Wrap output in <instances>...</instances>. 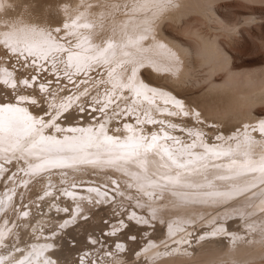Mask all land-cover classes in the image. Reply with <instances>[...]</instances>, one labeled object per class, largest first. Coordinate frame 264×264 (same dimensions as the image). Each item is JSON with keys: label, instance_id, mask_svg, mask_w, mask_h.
I'll use <instances>...</instances> for the list:
<instances>
[{"label": "rangeland", "instance_id": "obj_1", "mask_svg": "<svg viewBox=\"0 0 264 264\" xmlns=\"http://www.w3.org/2000/svg\"><path fill=\"white\" fill-rule=\"evenodd\" d=\"M192 1L197 4V10L204 2L211 1L218 16L224 18V21L211 20L208 23L205 16L196 13V10L192 11L185 21L167 22L165 28L172 38L168 42L178 49H180L178 44L183 46L184 59L187 58L185 60L191 68V73L182 79L168 69L167 61L171 58L164 50L154 51V46L147 45L144 41L137 44L134 33L119 39L120 32L116 30L113 34L116 27L107 20L93 29L76 35L73 34L76 33L74 31H65L64 24L67 20L62 21L61 16L59 19L54 18L53 14L52 19H47L50 21L48 31H37L33 41L7 43L0 41V102L13 101L14 105L26 109L37 121L41 120L42 116L36 118L35 113H31V108L48 118L54 110L57 112V107L63 105L66 109L56 122L72 120L78 124H86L96 117L102 121L101 112L107 109L111 114L123 107V102L127 100L133 102L137 94L135 86L144 84L146 87L141 90L144 94L159 90L169 100L182 102L183 109L186 106L185 109L187 112L190 111L188 112L190 116L173 117L172 114L171 118H168L164 114L165 111L164 113L162 111L164 122L161 123L164 126L153 128L152 123H138V118L126 112L123 107V111L118 114L126 115L123 119H117V124L122 126L124 131H129L125 126L126 121L123 120L130 116L134 121H130L127 126H141L152 131H163L164 127H168L172 133H179L181 137L187 136L189 145L194 141L196 143L195 148H186L183 152L174 153L175 164L171 163L167 156L157 158L150 155L151 153L146 158L138 159L133 156L131 159L109 163L117 156H128L132 148L126 150L127 147L113 145L115 149L109 150L111 152L118 150L117 153L101 152L91 155L90 152L97 146L94 144L89 151L78 153L84 146L79 145L77 141L70 144L75 148L74 154L63 148L59 154L51 156L61 158L75 155L96 160L97 163H88L95 165L92 172L86 175L77 173L81 178L87 176L88 181L75 179V168L85 166L86 163L64 160L53 166L46 163L48 160L43 158L45 161L37 160L42 162L39 169L37 162L27 164L28 159H33L31 156L18 158L19 154L24 153L17 154L1 148L0 156L14 154L12 157L17 156V161H20L18 165L27 164L38 171L31 173L33 179L24 183L22 188H27L33 180L35 185L39 184L40 178H47L44 183L48 185L35 190V193L30 192V189H24L25 192L16 196L13 204L5 208L4 213L0 215V224L3 221L0 225L3 228H0V250H13L18 247L16 244L21 245V241L27 246L28 240L32 237L36 236L35 238L39 240L47 236L51 241L57 244L59 242L54 250H51L54 254L59 255L62 248L67 251L68 248L72 249L74 264H84L87 260L88 264H264V171L260 170L264 166L262 159L264 134L253 131L259 129L260 121L264 120V100L257 103L249 101L252 96L260 97L264 92V0ZM90 3V6L81 9L82 12L92 10L95 14L101 13L111 8L112 1L96 0ZM68 9L73 10V7ZM124 9V7L121 9L124 17L130 16L131 9L127 11ZM76 12L69 15L72 17L70 20L74 19V24L87 14L86 11ZM254 17L258 20L252 21ZM104 30L106 34L103 33ZM25 31H27L25 34L33 33V29ZM184 32H189V36ZM49 34L55 37L50 38ZM4 39L0 36V40ZM9 45L18 48L19 51H11ZM109 45L112 47L109 48ZM29 49L32 55H29ZM69 56H72L71 61ZM133 69L136 71L135 76L132 75ZM4 80H8L9 83L15 81L17 87L11 88L3 83ZM23 80H28L27 86L22 83ZM41 85L44 86L43 89ZM147 89L150 91H146ZM141 94L140 92L137 95ZM158 94L157 92V96ZM21 96L26 97L29 104L20 103ZM206 97L212 99L208 101L214 104V112L198 121L195 117V106L198 102L201 104ZM33 100L36 101L35 104L31 103ZM106 104L109 105L107 109ZM167 106L175 112L181 111L174 104L170 103ZM75 109L77 114L73 112ZM202 111L198 109L199 113ZM51 120L48 119L50 122ZM179 120L183 124L191 123V127L186 129L182 124H171L172 121ZM44 121L46 123V120ZM198 123L204 126L194 125ZM58 125L60 131L69 127L61 123ZM92 125L98 127L97 131H100L99 124L86 126ZM34 127L35 130L29 136L35 135V131L40 128L39 123ZM53 128L46 127L42 132ZM250 131L253 136L246 133ZM196 134H199V142L196 141ZM167 140L171 148L178 150L179 144L171 141L172 139ZM200 140H205L207 144H202ZM162 145L158 143L161 148ZM206 148L212 150L207 155ZM245 151L249 153L247 156L244 154ZM216 152L228 155L217 156L214 154ZM253 152L258 157H254ZM118 153L122 155H116ZM239 154L245 159L249 158L250 164H244L241 159H239L241 162H235L233 156ZM164 159L175 166L172 169L176 173L161 170L154 165L155 160ZM2 161L4 162V159ZM10 161L5 165H12ZM180 164L185 167H177ZM11 168H14L12 172H17V175L21 172L25 174L20 166ZM67 168H71V171L66 170ZM243 168H254L255 171H248L249 175ZM6 169L1 166L0 171ZM61 172L71 175L70 178H66L67 185L64 182V185L48 183V179ZM1 175L0 180L5 177ZM189 181H203L204 185L198 188ZM5 182L7 186L9 180ZM86 182H92L90 186L98 189L94 191L97 195L95 198L87 194L82 195L79 191L87 187ZM236 185L239 186L234 187ZM64 198L69 200L74 208L63 203L61 207H65L62 210L53 209L46 220L36 219L34 224L25 222L37 217L38 212L41 213L38 210L46 206L45 204L48 203V206L54 200L61 201ZM181 198L188 200L189 207L180 205ZM221 198L225 202H218ZM83 202L91 204L92 209H76L78 203ZM230 204L242 207L243 213L226 209ZM210 207L212 211L209 214L207 209ZM218 207L219 211L216 210ZM178 211L181 215L177 214ZM24 212L30 214L32 218L30 215L26 217ZM225 213L231 216L223 220L222 216ZM33 225L39 229L36 230V234L33 230L34 234L31 235ZM22 235H25V238ZM0 256L6 262L11 261V251ZM51 257L52 260H57V257ZM103 257L113 258L114 261ZM21 259L23 257L19 260ZM17 262L18 260H15L13 263ZM60 264H65V259H61Z\"/></svg>", "mask_w": 264, "mask_h": 264}, {"label": "bare ground", "instance_id": "obj_2", "mask_svg": "<svg viewBox=\"0 0 264 264\" xmlns=\"http://www.w3.org/2000/svg\"><path fill=\"white\" fill-rule=\"evenodd\" d=\"M95 1L96 0H56V1H54V0H0V36H3V38H5L4 40H0V41L5 42L6 39H7V42L20 41V40L33 41L34 35L37 31H39V30L44 31V32L48 31V28L50 27L48 24L50 23V21H48L47 19L48 18L52 19L53 14H54V16H53L54 18L59 19V16H61L60 19L62 21L67 20V22H65V24H64L66 26L65 31L66 32L70 31V30L74 31L76 33H73V34H76V35H79L83 31L93 29V28L103 24L107 20L108 22L109 21L112 22L114 24V26L116 27L115 30L113 31V34L116 30H118L120 32L118 34L119 39H121L124 36H127L130 33H134L136 38H137L136 39L137 44L144 41V43L147 45H153L155 48L154 51L164 50L166 52L167 56L171 58L170 60L167 61L168 69L172 73H174V74L176 73V75L178 74L177 76L180 77V79L184 78L186 76V74L191 73L190 72L191 68L189 67L187 60H185L187 58L184 59V53L185 52H184L183 46L181 44H178V46L181 49L180 50L177 47L172 46L168 42L172 38L167 33V29L165 27L167 25V22L179 23V22L185 21L186 18L189 16V14L192 11L197 10V4L196 3H194L192 0H111L112 1V4L110 5L111 8H109V9L107 8L101 13L95 14L92 12V10L88 11V12H87V10H84L87 12V14H85L84 16H82V14H81V16L83 18L81 21L74 24L75 23L73 21L74 19L70 20V18H72L71 16L69 17L70 14H73V13L75 14V12L77 10H78V12H82L81 9H84L87 6H90L91 5L90 2L94 3ZM47 7H49V8L54 7V9H49ZM71 7H73V10L68 9ZM123 7L125 8L124 9L125 11H127L128 9H131L130 16L124 17V15L121 12V9ZM84 11L82 13H84ZM196 13L204 15L206 18V21L208 23H210L211 20H217L219 22L224 21V18H220L218 16V12H217L216 8L213 6L211 1H210V3L204 2V4L200 7L199 10L196 11ZM77 15L79 16L78 13H77ZM106 17H107V19H105ZM255 20H258V18L254 17L252 19V21H255ZM30 26H33V27H30ZM119 28H122V30H120ZM29 29H33V33L30 35L25 34L27 32L25 30H29ZM21 31H23V32L19 33ZM179 31H180V29H179ZM103 33L106 34V30H104ZM184 33H185V35L187 34V36H189V32H184ZM50 35H52V34H49V36ZM49 36L47 38H49ZM54 37H55V35L50 36V38H54ZM187 49L188 48H186V50ZM155 57H157V55ZM173 58H175V60H173ZM135 74H136V71H135ZM221 86L223 87L224 85H221ZM153 88H154V86H153ZM146 91H150V90L147 89ZM153 91L156 93L157 92L160 93L159 90H153ZM153 91L147 92L144 94V92H142L140 90L139 93L141 92L142 94L140 96L136 94V99H134L133 102H131V101L128 102V100L125 101L126 103L123 101L122 102L124 103V106H123L124 110L126 112L128 111L129 114L131 113V115L133 117L138 118L137 121L148 122L149 120H152V121H155L154 123H152L153 124L152 127L158 128V127L164 126V124L161 123V122H164L163 121L164 118L161 114L162 111H163V113L165 111L164 114L168 118H171L170 116L175 111L170 109L171 107H169L167 105H166L167 107L164 106L162 99L160 101L161 96L159 94L158 95L160 96V98L157 95L153 96ZM125 95H126V93H125ZM144 95L147 96L148 99L143 98ZM150 96H152V98ZM203 96L205 97V95H203ZM149 98H151V99H149ZM208 100L211 101L212 99L206 97V98H204V100L202 101L201 104H199V102H198V105L195 106L196 107L195 115L199 114L198 117H197V115L195 116L198 121L200 119H202V117H208L207 114H212L214 112V108H213L214 104H210V102ZM263 100H264V92L262 93V96H260V97L259 96H252L251 100H249V101H250V103H257V102H260ZM12 102L1 101L0 106H7L10 104L14 105V102L13 103ZM20 103L29 104L28 102H20ZM107 104H106L105 109H107V107H109V105H107ZM14 106H16V105H14ZM69 106H68V108H69ZM16 107H19V106H16ZM123 107H121L119 110H115V112L113 111V113H111V114H110L109 110L107 109V110H105V112H101L102 113L101 115H103L102 121H101V118L96 117V118H94L93 121L89 120L90 121L89 123H86V124L80 123L82 126L78 123L73 122L72 120H68L64 123L59 122V121H58L59 123L56 122V119H58L60 117L61 113L66 109V107H62V110H60L59 112H56V113L54 110L52 112V115H51V117H52L51 122L48 121V118L39 114V112L37 110H34L31 108V111H32L31 113H35L36 118H39V116H42V118H40V119L46 120V124L51 125L54 123L56 125V127L48 130L47 132H42V130L44 128H46L47 126L43 127V128L40 127L35 131L36 133L34 136H29V134L32 133V131H28L25 127L18 128L13 133H9V132L5 131L3 127H0V149L2 148L5 150H10L13 153L15 152L17 154L18 153H24V154H19L18 158L19 157L20 158H26L27 156H31L33 159H28L27 164L36 163L37 160H40L43 158H46V160H48V161L49 160H57L59 158H56V157L51 158V156L55 155V154H59L61 152V150L63 151V148H65L70 154H74L75 148L72 147L70 144L51 145L47 139L41 140V137L51 138V139L60 140V141H64L65 138H68V140L72 141L73 138H76L75 142L77 141V143L79 145L84 146L83 150L79 151L78 153L84 152V151H89L92 148V146H94L95 143H89V141L87 140V131L86 130L92 129L94 132H98L97 131L98 127H95V125L86 126V125H90V124L103 125V134H106L108 136L118 137L121 141H123L125 143L128 142L129 137L136 138V137H139L141 135H144V136H148L150 138L153 133H156L162 137L165 132H167V133L170 132L168 134L169 136H173V135L176 136L175 140H171V141H179L180 142L179 146L177 147L178 150L171 148L170 142L167 139H160V140H158L157 143H159V144L162 143L163 144L162 147L170 148V150L172 151L173 154L174 153L177 154L178 152H183L187 148L186 146L189 145V140L186 139L187 136L181 137L179 135V133H172L170 131L171 129L169 130L168 127H164L162 129L163 131H152V130L147 129L145 127L132 126L131 127L132 131H124L123 127L119 126L116 122L117 119H123V117H125V115H126V113H123V115L118 114L119 112L123 111ZM20 108H23V107H20ZM165 108L169 109V110H164ZM185 108H186V106H185ZM185 108L183 109V111L187 110ZM198 109L203 110L202 113H199ZM75 111H76V109L73 112L75 113ZM172 111H174V112H172ZM42 112H44V111H42ZM86 112H88V110ZM188 112H190V111H188ZM204 112H206V113H204ZM175 113H177V111ZM75 114H77V113H75ZM172 116L174 117V115H172ZM176 116L179 117V115H176ZM183 118L185 119V117H183ZM160 119H162V121ZM175 119H176V117H175ZM190 119H189V121H190ZM241 120L246 121L248 119H241ZM125 121H126L125 126H127L130 123V121H134V120L129 116L123 120V122H125ZM60 123H61V125L65 124L64 126L69 125L67 130H65L64 128L61 131L58 130V129H60L59 125H58ZM194 123H195V121H194ZM171 124H182L185 126L186 129H187V127H191V123L189 124V122H188L186 124H183V123H180V120H179V122H173L172 121ZM70 125H72V126H70ZM194 125H196L198 127L204 126V124H202V123H198V124H194ZM49 128H51V127H49ZM71 129H83V130H85V132L84 133H81L80 131L72 132ZM185 132H187V130ZM246 133H248L252 136L254 135L252 133V131L246 132ZM84 136H86V137L83 140H80ZM99 138L102 139L103 135L101 134ZM198 138L199 137L197 135L196 136L197 142H199ZM204 141L200 140V142L202 144H207V142H204ZM75 142H73V143H75ZM109 149H115V148L113 146H108L107 148L104 146H100V147H97L96 149L92 150L90 152V154L96 155V154H99L101 152H110L108 154H112V153L118 152V150L111 152ZM125 149L129 150V147H127ZM181 154H183V153H181ZM116 155H122V154L118 153ZM150 155L155 156L157 158L166 157V155H163V153H161L160 155H157V154H155V152H152ZM253 155H254V157H258L255 152H253ZM12 156H8V154H6L5 156H0V168H1V166L2 167L4 166L7 168L6 170L0 171V175L3 174L5 176L3 179L0 180V182L2 183L0 185V215L2 213H4L5 208H7L11 204H13V202L16 200V196L20 195L23 191L25 192V190L30 189L29 190L30 192H34L35 190H37L39 188H45L48 185V184L45 185L46 183H44V181H46L47 178L46 179L40 178L41 181L39 184L35 185L34 180H33V182L31 184H29L27 188H22V185L24 183H27V181L29 179H31V180L33 179L31 173H37L38 171L36 172L35 168L28 167V165L25 163H24L25 166L18 165V163L20 161H17V159H18L17 156H16V158H14ZM111 156H115V155H111ZM233 157L235 158V162H241L239 159L243 160L244 164H250V162H251V160H248L249 158L245 159L242 154H239V155H236ZM2 159H4V162L2 161ZM138 159H140V158H138ZM10 160H13L14 162H11ZM176 160H179L181 162L185 161L184 159H176ZM9 161L13 164L12 165L11 164L5 165V163H8ZM43 161H45V159H43ZM37 163H38L37 165L42 164V162H37ZM171 163H172V161H171ZM171 163L165 159L163 161H161V160H158V161L155 160L154 161V165L157 168H159L161 170H165L167 172H171V173H172V171H174L173 173H176L175 170L172 169L175 166H172ZM14 166H20V168L23 169V171H24L23 173H25V174H22V172L19 175H17V172L13 173L12 171L14 168L12 169L11 167H14ZM93 167H95L94 164L88 165V163H86L85 166L79 167L77 169L75 168V171H76L75 172V174H76L75 179L80 180V181H86L88 179L87 176H84L81 178L80 175L77 173H81V174L86 175L89 172L93 171ZM10 169H12V170H10ZM176 169H178V168H176ZM249 169H251V168H243V170H246L247 174L250 175V173L248 172V171H250ZM66 170L71 171V168L70 169L67 168ZM178 170H181V169H178ZM65 173L66 172H61V173L57 174L55 177L51 176L52 178L48 179V183H50V184L52 183V185H55V184L60 185V184H63V182H64L67 185V182H65L66 178H68V177L70 178L71 175L67 174V173L65 174ZM183 173L184 172H182L181 174H183ZM96 175H98V172H96ZM171 177L175 178L173 176H171ZM75 179H74V181H75ZM96 179H98V178H96ZM6 180H9L7 186L5 185ZM35 180H36V178H35ZM175 180H177V178H175ZM179 181H183V180H179ZM184 182H187V181H184ZM91 183L92 182H86L87 187L85 186V189H82V191H81V189H79V191L82 192V195L87 194L88 196H94L93 198H95L97 195H95L94 190L98 191V189L95 187H91L90 186ZM189 183H191L195 187L200 188L199 186H201L204 182L203 181H201V182L189 181ZM242 184H246V183H242ZM239 185H241V184H239ZM239 185H236L234 187H238ZM89 187H91V188H89ZM90 189H93V190L87 191ZM75 191L76 190H74V192ZM31 195H32V193H31ZM187 202H188V200H184L183 198H181L180 205L189 207ZM218 202L223 203V202H225V200L223 198H221L218 200ZM40 203L42 204V201L39 202V204ZM63 203H66V205H68V207L74 208L73 205L71 204V202L69 200H67L66 198L61 199V201H55L54 200L53 202H51L52 205L50 204L47 206L48 203L47 204L44 203L46 206H44L42 209L40 208V210H38L41 213L38 212L39 215L37 217L33 218L32 220H26L25 219L26 220L25 222L34 224V221L36 219L46 220L45 218L49 217L48 214L51 213V211L53 209L59 208L60 210H62L65 207L64 205H63L64 207H61ZM83 203H82L83 205L81 203L80 204L78 203V207L76 206V209H78V210H81V209L83 210L86 208H87V210L92 209L90 207L91 204H89L87 202H83ZM39 204H37V205H39ZM41 204H40V206H41ZM95 205H97V204H95ZM208 206H211V205H208ZM212 206H214V205H212ZM12 207L13 206H11V208ZM220 208H221V206H220ZM220 208L218 207V208H216V210L219 211ZM210 209H212V207L207 209V213H209V214L212 211V210L210 211ZM213 209H215V208H213ZM226 209H230L233 212H237L239 214L243 213V211L241 210L242 207L239 208L238 205H234V204H230L229 207ZM221 210L224 211L225 209L224 210L221 209ZM12 212H14V211H12ZM21 212H22V210H21ZM24 213H27V212H24ZM56 213H58V212H56ZM61 213H62V211H61ZM177 214L181 215V213L179 211L177 212ZM19 215H21V214H19ZM29 215L27 213L26 217H28ZM133 215H134V212H133ZM32 216H33V213H32ZM230 216L231 215L229 213H225V214H223L222 219L225 220ZM29 217H31V215ZM3 220H4V218H3ZM40 221H42V220H40ZM2 223H3V221H2ZM32 227H33L32 231H31L32 233L30 232L31 235L34 234V231L36 234V230L39 229V227L36 228L37 226H35V225H33ZM0 228H2V227H0ZM39 233L41 235L43 234L41 232H39ZM39 233H37V234H39ZM31 235H29V237ZM22 236H20V237L22 238ZM4 237H6V236H4ZM23 237L25 238V235ZM35 237L36 236L32 237L33 239L32 238L29 239L28 240L29 243L26 241L28 243L27 246L24 245L22 241H21L20 246L16 244V246H18V247H15V249L18 250L17 252H14V250H15L14 248H13V250H8V249H5L4 251L0 250V255H4V253H8L11 251V256H10L11 261L6 262V261H4V258L2 256H0V264H14L13 262L15 260H18V262L15 264H43V262L46 260L52 261V262H54V264H60L61 259H65V264H74L75 259L72 255V249L68 248L69 250L67 251V250H64L62 248V249H60V252L58 251L59 255H57V254H54L51 250L55 247V245L57 246L59 244V242L57 244V242L51 241V238L50 237L48 238L47 236L44 238H41L39 240L36 239ZM35 240H37V241L35 242ZM51 256L57 257L56 258L57 260H52ZM22 257H23V259L19 260ZM103 259H109V258L103 257ZM109 260L112 262L114 261L113 258H110ZM88 262H89V260H87L86 262L84 261V264H88Z\"/></svg>", "mask_w": 264, "mask_h": 264}, {"label": "snow or ice", "instance_id": "obj_3", "mask_svg": "<svg viewBox=\"0 0 264 264\" xmlns=\"http://www.w3.org/2000/svg\"><path fill=\"white\" fill-rule=\"evenodd\" d=\"M5 43H7V39L5 40ZM109 48L112 47V45L108 46ZM9 48L11 51L13 52H17L19 51L18 48L13 47L12 45H9ZM107 51V49L105 50ZM32 51L31 49H29V55H32ZM46 58V57H45ZM72 60V56H69V61ZM34 63V61H33ZM11 75V74H9ZM132 75L135 76V69L132 70ZM4 84H8L11 88L15 89L17 87L16 82L15 81H11V83H9L8 80H4L3 81ZM22 83L27 86L28 85V80H23ZM43 85H41V88L43 89ZM129 87H131V85H129ZM136 90H137V94H139V91L144 89L146 86L143 84H139L136 85ZM157 95L156 92H153V96ZM159 95L161 96V98L163 99V103L164 105H168V104H174L176 108L180 109V112L177 113H172L173 115H184V116H188L189 113L187 111H183V105L179 100H169L168 98H166L164 96L163 93H159ZM21 102H26L27 98L24 96H21L20 98ZM145 99H148L147 96H145ZM154 102V101H153ZM32 104H35L36 101L33 100L31 101ZM63 107V105L59 106L56 108V111L59 112L60 109ZM164 110H167L166 108ZM197 117L199 114H196ZM49 120L52 119L51 116L48 117ZM149 123H154L155 121L149 120ZM39 123L40 127H56V125L53 123L51 125H48L45 123L44 120H39L37 121L34 117H32L31 115L28 114L26 109L20 108V107H16L14 105H7V106H0V127H3L5 131L9 132V133H13L15 132L18 128L21 127H25L28 131H34L35 130V125ZM138 123H142V122H138ZM173 127H175V125H172ZM128 127L129 131H132L131 126H126ZM59 130V129H58ZM72 132H76V131H80L81 133H84L85 130L83 129H71ZM87 131V140L89 141V143H95V145L97 147L100 146H113V145H119L120 147H131L132 151L128 154V156H117L115 157L113 160H110L109 163H114L116 161L119 160H124V159H131L133 156L134 157H147L149 153L155 152V154L160 155L161 153H163V155H166L167 158L169 160L172 161L173 164L176 163L175 159L173 158V153L170 150V148L168 147H159L158 146V140L160 139H172L175 140L174 137H169L168 133L165 132L163 134V136L161 137L160 135L153 133L151 135V137L149 138L148 136H144L141 135L139 137H129L128 138V142L127 143H122L119 141L118 137H113V136H108L106 134H103V125L100 126V131L99 132H94L92 129H88ZM253 131H259L261 134H264V120L260 121V126L259 129H253ZM103 135V138L100 139V135ZM199 135V134H196ZM47 139L49 141V143L51 145H64V144H71L73 142H75V138H73L72 141L68 140V138H65L64 141H60V140H55V139H51V138H45V137H41V140H45ZM175 143L179 144V141H175ZM262 143H264V141H262ZM251 144V142H250ZM249 144V146H250ZM187 148L191 149V148H195L196 147V143L195 141L186 146ZM211 149L206 148L205 149V154L207 155L209 152H211ZM215 155L219 156L221 154L223 155H228V153H220V152H216L214 153ZM246 156L249 154L248 151H245L244 153ZM189 155H191V152H189ZM203 158V157H200ZM262 159H264V157H262ZM64 160H70L72 163H97L96 160H89L86 157H77L75 155L73 156H68V157H61L57 160H49L46 161V163H49L53 166L58 165L59 163H62ZM233 163H235L233 161ZM180 168L185 167V165L180 164L177 165ZM40 166L37 165V168H39ZM251 171H255L254 168L249 169ZM261 171H264V166L261 167L260 169ZM95 191V190H94ZM47 195V193H46ZM69 195H71V193H69ZM25 215H27V213H25ZM117 247H119V245H117ZM43 264H54V262L52 261H44Z\"/></svg>", "mask_w": 264, "mask_h": 264}]
</instances>
